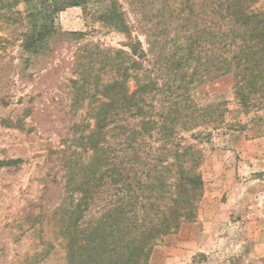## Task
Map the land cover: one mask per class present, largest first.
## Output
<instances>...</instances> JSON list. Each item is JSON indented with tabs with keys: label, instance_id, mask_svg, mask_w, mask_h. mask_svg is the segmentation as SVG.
Segmentation results:
<instances>
[{
	"label": "trees",
	"instance_id": "16d2710c",
	"mask_svg": "<svg viewBox=\"0 0 264 264\" xmlns=\"http://www.w3.org/2000/svg\"><path fill=\"white\" fill-rule=\"evenodd\" d=\"M77 6L128 42L76 50L70 108L88 102L69 128L72 138L51 152L65 170L59 237L69 264H147L160 237L196 217L202 153L184 133L219 128L229 111L226 96L201 105L193 92L231 82L238 109H264V0H184L190 23L173 38L167 23L152 33L173 42L169 53L133 36L121 0H0V16L23 27L13 33L22 52L39 55L58 33L55 15ZM174 11L166 7L162 16ZM94 207L99 216L85 220Z\"/></svg>",
	"mask_w": 264,
	"mask_h": 264
},
{
	"label": "rangeland",
	"instance_id": "374dc122",
	"mask_svg": "<svg viewBox=\"0 0 264 264\" xmlns=\"http://www.w3.org/2000/svg\"><path fill=\"white\" fill-rule=\"evenodd\" d=\"M121 2L133 36L146 49L152 42L169 53L173 42L153 31L170 24L173 38L190 23L184 0ZM166 7L174 13L162 16ZM53 25L58 33L33 55L22 52L14 39V30L23 27L0 16V264H69L55 213L63 199L65 170L51 152L72 138L69 128L87 111L88 99L77 111L70 108L69 81L78 77L76 50L85 42L127 49L123 33L79 6L59 12ZM78 31L86 35L76 39L70 34ZM231 86L213 80L193 92L201 105H213L218 94L226 96L229 111L219 128L203 124L184 133L202 153L204 185L196 217L160 237L147 264H264V109H238ZM197 131L206 136L195 137ZM98 216L94 207L85 220Z\"/></svg>",
	"mask_w": 264,
	"mask_h": 264
}]
</instances>
